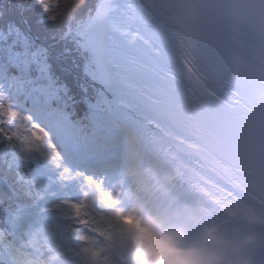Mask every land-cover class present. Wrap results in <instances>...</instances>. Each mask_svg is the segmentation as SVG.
Returning <instances> with one entry per match:
<instances>
[{"label": "snow or ice", "instance_id": "obj_1", "mask_svg": "<svg viewBox=\"0 0 264 264\" xmlns=\"http://www.w3.org/2000/svg\"><path fill=\"white\" fill-rule=\"evenodd\" d=\"M54 5L61 7L60 0H35V5L12 0L13 15L0 14V25L22 26L27 19L33 29H43L41 14L56 22ZM106 7V14L94 16L90 31L128 71L141 94L150 101L158 97L153 104L160 119L152 124L158 135L145 140L128 130L126 171L109 184L65 167L44 127L10 102L0 103V264H81V253L98 256L95 248L83 245L92 236H107L108 230L97 225L111 222L103 209L118 204L124 186L146 191L153 177L176 180L185 168L194 172L196 187L214 209L264 208V105L249 106L241 92L226 86L255 72L257 88L264 89V69L243 59L251 47L243 25L197 28L199 54L180 56L184 76L178 77L169 67L175 51L164 17L146 13L140 0H113ZM133 32L138 44L130 47L127 37ZM209 80L225 85L221 94L208 86ZM184 94L191 103L183 102ZM189 148L196 149L195 169L184 159ZM17 150L37 155L21 158Z\"/></svg>", "mask_w": 264, "mask_h": 264}, {"label": "clouds", "instance_id": "obj_2", "mask_svg": "<svg viewBox=\"0 0 264 264\" xmlns=\"http://www.w3.org/2000/svg\"><path fill=\"white\" fill-rule=\"evenodd\" d=\"M164 17L178 56H196L197 28L241 23L248 33L254 59L264 69V0H144ZM118 204L104 208L110 223L103 238L83 245L100 254L81 253V264H264V210L247 205L236 210L216 208L196 187V199L157 201L145 190L124 186ZM121 213L118 218L115 213Z\"/></svg>", "mask_w": 264, "mask_h": 264}, {"label": "trees", "instance_id": "obj_3", "mask_svg": "<svg viewBox=\"0 0 264 264\" xmlns=\"http://www.w3.org/2000/svg\"><path fill=\"white\" fill-rule=\"evenodd\" d=\"M24 2L35 5V0ZM99 2L60 0L61 7L54 5L51 13L57 17L56 22L41 14L38 22L45 27L40 30L33 29L27 19L24 20L27 25L24 21L22 26L0 25V77H6L1 82H5L8 92L0 97V103L17 106L33 102L38 107L50 105L53 109L65 110L67 115L57 119V127L53 128V124L48 127L60 152L70 137L83 142L91 130L90 104L96 102L98 89L84 77L87 78L85 71L90 68L92 55L78 44L83 40L79 35L67 36V33L84 24L95 13ZM0 14L13 15L12 0H0ZM17 152L21 158L36 156ZM39 163L47 164L43 160ZM32 167H36L35 162Z\"/></svg>", "mask_w": 264, "mask_h": 264}, {"label": "rangeland", "instance_id": "obj_4", "mask_svg": "<svg viewBox=\"0 0 264 264\" xmlns=\"http://www.w3.org/2000/svg\"><path fill=\"white\" fill-rule=\"evenodd\" d=\"M101 1L102 0H100L97 7L100 6ZM98 8L96 9L95 13L87 21L94 18ZM74 34L79 35L78 33H74ZM78 44L81 45V47L84 50H88L92 55L91 61L88 65L90 68L87 71H85V73H86L87 79L90 80V82L97 87L98 93H97L96 102H94L93 104H90L91 115L88 116V119H89L90 125H91L92 133L81 144L78 141L77 142L72 141V138H70L67 142H64L65 144L63 146V152L61 154L64 158L63 164L65 167L70 168L73 172H75V168H73V167L69 166V164H67V160L69 157L74 156V157H76V159H81V158H85L86 156H89L91 154H92V156H94V155H98L101 153L104 156H106L107 155L106 150L104 148H102V145H100L98 138H100L101 140L104 141L103 138H108V132L110 129L121 128V125L124 124V123H122V121L126 120L125 116L121 117V115L116 112V108L120 112H121V110L119 109V107L113 106V104L110 102L111 99H104L102 97V93H101L102 92L101 88L103 87L102 75H101V72L99 70L98 64L94 58L92 51L90 50V48L88 47V45L86 44V42L84 40L80 41ZM2 79L4 80L5 77H3V76L0 77V97L1 98L5 97V94L8 93L7 88L4 86L5 82H1ZM23 104L24 103L18 104L16 106V105H14V103H11V106L13 108L16 107L15 109L18 110L19 112H21L22 111L21 106H23ZM113 110L116 112V114H113ZM29 111L30 110H28L27 112L25 111V114L31 115L33 118V121L39 123L48 132H49V128H48L49 125L53 124V126H52L53 128L57 127V114L60 116L61 115L66 116L67 115V112L65 110L53 111V110H51V108L49 106L43 107L41 110H39L41 112L29 113ZM52 113H54V114H52ZM122 114H124L123 111H122ZM129 122L133 123L132 120ZM78 123H81V120H79ZM131 125L134 127V131L137 132L143 139L147 140V139L151 138L149 132H141L136 127L137 126L136 124H131ZM22 131H23V128H22ZM50 136L52 138L51 133H50ZM58 136L60 138H62V134L60 133V131H58ZM52 142H53V139H52ZM127 152H128V146H127ZM33 154L37 155L35 153H33ZM33 157H35V156H33ZM126 159H127V157H126ZM126 159H125V161H126ZM44 166L47 167L52 172L53 176L56 174V169L53 168L51 164L47 163ZM125 171H123V173ZM123 173H120V174H123ZM184 177L185 178L183 179V181L186 182L184 185L179 183V181H182V179H179V178H177L176 180H171V179L166 178V177H160L158 179L153 177V184H152L151 188L157 186L154 184L158 183L162 187L164 186L168 190V192H167L168 195H171L173 190L183 189L184 190L183 192L185 193L186 198H191V199L195 200L196 195H197V192H196L197 177H196V175L191 173L189 169L186 170ZM100 179H104L106 181V183H109V184L115 183L118 181V179L112 177L111 175L110 176L105 175L104 177H101ZM66 195H70V194L66 193ZM212 210L215 211L214 208Z\"/></svg>", "mask_w": 264, "mask_h": 264}, {"label": "bare ground", "instance_id": "obj_5", "mask_svg": "<svg viewBox=\"0 0 264 264\" xmlns=\"http://www.w3.org/2000/svg\"><path fill=\"white\" fill-rule=\"evenodd\" d=\"M112 2L113 0H102L97 12H99L101 15L106 14L107 12L106 6L111 4ZM127 2L137 3L138 0H127ZM140 3L142 4L143 9L146 13L160 16L154 9L148 7L144 3V0H140ZM83 39L90 48V50L92 51L102 75V83H103V87L101 88L102 97L104 99H111L110 102L113 104V106L119 107L121 112L117 108H116V112L120 114L121 117L125 116L126 118V120L122 122L126 123L127 121L126 124H136L137 125L136 127L138 128L139 131L149 132L151 137L154 135H158V133H155L154 129L152 128L153 122L160 119L159 114L155 109V105L153 104V101L158 100V97L153 96L152 101L148 100L143 94H141L137 90L135 86L136 82L131 78L130 74L122 66V64L112 56L111 52L107 49V47L102 46L99 41H96L91 37H87ZM127 40L130 47L138 44V41L136 40L135 32H133L131 36L127 37ZM174 51H175V55L173 56V59L175 63L178 65H182L183 62L179 60L180 56L177 55L175 47H174ZM169 67L175 75H177L178 77H182L181 75H179V73L172 65H170ZM207 83L208 86L213 90L217 91L218 94H221L223 87H225V85H222L215 80H209L207 81ZM226 86L233 88L228 84ZM187 100H188L187 94H184L183 102L187 104L186 102ZM122 111L124 112V114H122ZM116 112L113 110V114H116ZM131 120L133 121V123L129 122ZM186 151L190 153V155L185 156L184 159L189 164V167L191 169H195L196 168L195 161L197 160L196 149L189 148L186 149ZM188 169L189 168L182 169L183 175L181 177H178L179 179H182V181H179V183L181 184L186 183L185 181H183V179L185 178L184 174ZM190 172L194 174L193 171ZM255 207H259V206H255ZM261 210H264V208H261Z\"/></svg>", "mask_w": 264, "mask_h": 264}, {"label": "water", "instance_id": "obj_6", "mask_svg": "<svg viewBox=\"0 0 264 264\" xmlns=\"http://www.w3.org/2000/svg\"><path fill=\"white\" fill-rule=\"evenodd\" d=\"M93 20L94 18L86 22L84 25H80L79 27L74 29L72 33H78L82 37V39L91 37L92 39L99 41L97 35L93 33L92 31H90ZM68 35H70V33H68Z\"/></svg>", "mask_w": 264, "mask_h": 264}]
</instances>
